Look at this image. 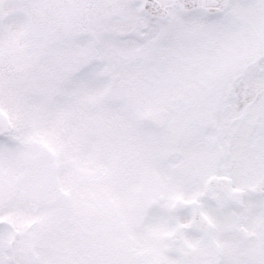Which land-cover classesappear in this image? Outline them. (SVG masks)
I'll return each mask as SVG.
<instances>
[{
	"label": "snow or ice",
	"instance_id": "obj_1",
	"mask_svg": "<svg viewBox=\"0 0 264 264\" xmlns=\"http://www.w3.org/2000/svg\"><path fill=\"white\" fill-rule=\"evenodd\" d=\"M0 264H264V0H0Z\"/></svg>",
	"mask_w": 264,
	"mask_h": 264
}]
</instances>
